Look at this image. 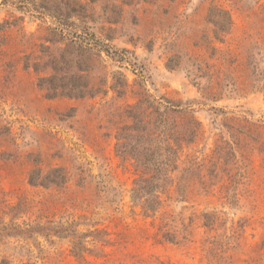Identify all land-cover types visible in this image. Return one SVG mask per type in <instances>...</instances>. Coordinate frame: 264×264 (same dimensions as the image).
<instances>
[{"label":"rangeland","instance_id":"obj_1","mask_svg":"<svg viewBox=\"0 0 264 264\" xmlns=\"http://www.w3.org/2000/svg\"><path fill=\"white\" fill-rule=\"evenodd\" d=\"M48 1L0 0V264H208L204 240L225 231L230 235V228L239 224L244 229L237 249L229 252L232 264H264V250H259L264 239V0H78L93 9L95 23L89 26L96 37L111 35L109 45L146 73L141 83L129 65L102 55L103 69L95 76L107 78L108 92L82 100L47 97L53 78L48 65L65 49V42L58 44L60 38L47 30L51 20H42L33 10V4ZM23 6L31 12L20 10ZM213 9L230 19L221 42L207 22ZM107 18L118 23L108 24ZM178 60V68H167ZM118 74L131 87L119 100L108 90ZM142 89L156 98L199 103L193 116L201 134L184 148L181 161L198 158L204 175L214 169L208 193L195 186L184 203L173 196L156 219L131 203L139 174L131 161L116 156L115 135L121 125L111 124L105 111L111 102L133 104L136 96L130 91ZM231 135L238 136V144ZM224 143L235 154V162L227 166L214 155ZM36 169L44 174L64 170L68 183L31 187L28 178ZM223 169L237 175L233 206L223 199L221 187L229 183ZM19 201L27 205V213L10 212ZM163 212L185 225L193 216L215 212L225 226L208 232L195 220L191 242L173 245L157 235ZM48 222L73 225L91 253L76 257L72 242L78 240L73 237L26 238L13 231L14 226L26 229Z\"/></svg>","mask_w":264,"mask_h":264},{"label":"trees","instance_id":"obj_2","mask_svg":"<svg viewBox=\"0 0 264 264\" xmlns=\"http://www.w3.org/2000/svg\"><path fill=\"white\" fill-rule=\"evenodd\" d=\"M98 0H90L89 4H94ZM33 10L38 13L37 17L49 18L51 27H48L52 36H58V44L65 42V49L60 51L57 59L50 63L49 68L53 72V78L48 81L47 97L49 99L64 97L68 99L82 100L85 98L95 99L99 95L105 96L107 90L104 87L108 84L107 78L95 76L103 69L102 55L105 58L120 65L127 64L132 68V73L137 75L140 82L146 79L145 70L141 64L125 58L123 52H119L109 45L112 41L111 35H105L102 39L96 37L91 31L89 23H95V19L89 9L88 4L83 5L78 0H71L69 4H58L54 0L33 4ZM20 10L29 13L30 7L23 6ZM74 19V20H73ZM108 24H117V21L107 18ZM207 22L213 27V34L217 40L230 29V19L227 13L210 10ZM180 64L167 65L169 70H174ZM178 68V67H177ZM200 74L201 68L196 69ZM192 75L194 73H191ZM195 74V79L198 75ZM131 87L123 74L112 77L108 87L116 98L123 99L127 96ZM130 94L136 96L133 104H126L124 107L111 102L107 108L106 116L111 118L110 123L118 126L115 135V154L122 160L131 161L139 178L135 181L131 191V203L133 207H139L142 214L151 219L164 208V203L171 201L176 196L178 203H184L195 186L199 190L208 193L212 186L214 169L207 170L208 174H203L204 164L198 158H188L181 161L184 148L192 145L200 137L201 126L194 118V105L196 101L173 102L165 97L156 98L142 89L141 92ZM235 145L238 144L237 135ZM214 155L218 159H224L223 166L229 162H235L233 147L229 143H224L222 147H217ZM212 167L214 165L212 164ZM229 181L223 199L230 205H236L237 194L236 174L230 175L231 171L222 170ZM208 177V179H206ZM242 177V176H241ZM68 174L61 169H54L43 173L40 169L33 170L28 178L31 187H56L60 188L68 183ZM84 181L79 179V183ZM101 182V181H100ZM103 188H107L103 186ZM231 189V191H230ZM163 197L165 200H163ZM116 194L111 197V202L116 200ZM10 212L27 213L28 207L24 201L10 208ZM197 220L201 227L208 232L215 231L217 226H225V222H220L217 213H201L198 217L193 216L185 225L182 219H176L173 215L163 212L159 218L158 234L163 242L173 245H186L191 242V225ZM28 226V225H27ZM244 225H237L235 229L230 228L229 234L222 236H212L204 240L202 252L208 264H232V256L229 252L237 249L241 230ZM15 236L29 238L33 234L40 235L48 239L57 237L66 239L73 237L78 241H73V254L81 257V254L91 251L84 248L81 238L77 236V231L73 225H54L48 222L47 225L36 223L26 229L13 227ZM96 235L100 234L96 232ZM106 235L104 232H102ZM96 237L92 239V244L97 243ZM100 242V241H99ZM104 245L109 244V240L102 241ZM259 250H264V239Z\"/></svg>","mask_w":264,"mask_h":264}]
</instances>
